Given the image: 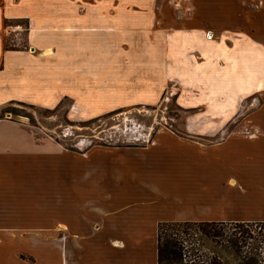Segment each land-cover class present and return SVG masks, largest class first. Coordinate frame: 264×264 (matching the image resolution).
<instances>
[{
    "label": "crops",
    "instance_id": "obj_1",
    "mask_svg": "<svg viewBox=\"0 0 264 264\" xmlns=\"http://www.w3.org/2000/svg\"><path fill=\"white\" fill-rule=\"evenodd\" d=\"M259 1L253 10L249 0L202 2L204 16L235 20L264 18ZM150 4L0 0V109L51 108L70 99L82 113L100 114L159 95L189 43L180 37L121 45V34L152 31ZM21 29L25 47H5V33ZM239 50L233 66L254 57L247 64L252 81L264 82V50L242 44ZM230 65L225 76L232 81ZM222 110L216 114L232 115ZM228 125L223 137L202 138ZM185 132L162 128L141 145L78 152L31 139L24 124L0 117V264H157L159 222L264 221V102L238 122Z\"/></svg>",
    "mask_w": 264,
    "mask_h": 264
},
{
    "label": "rangeland",
    "instance_id": "obj_2",
    "mask_svg": "<svg viewBox=\"0 0 264 264\" xmlns=\"http://www.w3.org/2000/svg\"><path fill=\"white\" fill-rule=\"evenodd\" d=\"M195 1L151 0L152 31L145 35H119L121 45L128 41L172 44L180 37L186 38L189 49L187 46V50L181 52L182 56L177 55L176 72L169 75L167 89L159 95L140 99L132 105L103 109L100 114H84L70 99H63L51 108L11 103L0 109V117L24 124L31 139L52 140L65 149L78 152H84L91 145H141L149 142L162 128L184 135L186 126L240 121L244 114L262 106L264 82L252 81L251 74L255 75V72L247 64H254V57L243 60V66L233 65L240 61V44L253 50H264V18L254 14L235 20L209 18L204 16V12L209 11L208 3ZM249 1L248 7L252 10L261 5L259 0ZM3 42L8 48L25 47L24 30L5 33ZM123 50L126 49L120 50L121 60H124V53L128 54ZM165 63L168 68V63L172 62L167 60ZM225 65L231 66L232 81L225 76L228 75ZM183 94L190 101L179 99ZM181 102L192 103L184 107L179 104ZM224 107L230 108L232 115L216 114L224 111ZM229 127L215 136L202 138L219 139Z\"/></svg>",
    "mask_w": 264,
    "mask_h": 264
},
{
    "label": "trees",
    "instance_id": "obj_3",
    "mask_svg": "<svg viewBox=\"0 0 264 264\" xmlns=\"http://www.w3.org/2000/svg\"><path fill=\"white\" fill-rule=\"evenodd\" d=\"M157 264H264V221H162Z\"/></svg>",
    "mask_w": 264,
    "mask_h": 264
}]
</instances>
